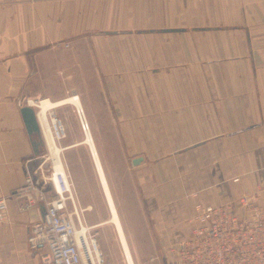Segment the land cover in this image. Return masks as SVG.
Masks as SVG:
<instances>
[{"label": "crops", "instance_id": "1", "mask_svg": "<svg viewBox=\"0 0 264 264\" xmlns=\"http://www.w3.org/2000/svg\"><path fill=\"white\" fill-rule=\"evenodd\" d=\"M70 92L128 148L163 236L197 202L264 208V0H0V264H44L46 206L16 198L38 155L21 108Z\"/></svg>", "mask_w": 264, "mask_h": 264}, {"label": "built area", "instance_id": "2", "mask_svg": "<svg viewBox=\"0 0 264 264\" xmlns=\"http://www.w3.org/2000/svg\"><path fill=\"white\" fill-rule=\"evenodd\" d=\"M52 109L48 113L52 131L60 140L66 125ZM78 114L86 133L90 122L82 109L78 108ZM50 158L49 152L39 153L16 192L22 211L39 202L46 206L42 218L30 226L29 245L32 249L45 248L44 264H103V254L87 228L81 233L84 224L74 200L71 176L66 167L60 170L53 158L49 164ZM259 197L256 191L243 193L235 201L197 202L188 218L189 230L177 229L175 235L167 237L172 241L169 252L174 255V264H264V208ZM7 212V199L1 197L0 221L7 218Z\"/></svg>", "mask_w": 264, "mask_h": 264}, {"label": "rangeland", "instance_id": "3", "mask_svg": "<svg viewBox=\"0 0 264 264\" xmlns=\"http://www.w3.org/2000/svg\"><path fill=\"white\" fill-rule=\"evenodd\" d=\"M75 93L70 92L66 97L77 96L78 93ZM77 106L75 101H70L60 107L50 108L63 118L66 125L65 136L56 141L62 147L61 159L73 182L74 200L83 224L87 226V234L90 239L97 240L103 254V264H128L117 228L111 221V211L92 149L89 143L81 142L87 133L82 129ZM90 127L96 140L91 122ZM97 133L99 136L96 144L136 264H174V255L169 252L172 242L168 241L170 236L167 238V235H162L169 228L157 225L158 214L151 211L142 193L136 169L128 157V148L117 145L116 132ZM77 142L81 143L75 144ZM45 144L40 153L49 152L52 157L51 150ZM51 160L52 158L48 159L49 164ZM189 227L187 221L179 229L188 231Z\"/></svg>", "mask_w": 264, "mask_h": 264}, {"label": "bare ground", "instance_id": "4", "mask_svg": "<svg viewBox=\"0 0 264 264\" xmlns=\"http://www.w3.org/2000/svg\"><path fill=\"white\" fill-rule=\"evenodd\" d=\"M76 94V93H75ZM76 97V99H75ZM70 101H75L78 104V108L82 109V111L85 113V109L83 108V104L79 98V95L77 96H71V97H65L59 100H52L48 97H44L41 98L40 100H38V105H37V115H38V120L40 122V126L42 129V135L44 138V141L46 143V145L49 147V149L52 152V158L54 160V162L56 163V165L58 166V168L60 170H63V167H65L64 162L61 159V149L62 147L57 143V139L55 138L53 131H52V126H51V122L48 116V110L52 107H56L59 105H62L66 102H70ZM36 102V101H35ZM82 104V105H81ZM87 118V115H86ZM88 119V118H87ZM89 121V120H88ZM90 124V123H89ZM91 127L86 131V137L83 141L81 142H87L89 143L91 149H92V153L94 155V160H95V164H96V168L100 177V181L111 211V221H113V223L115 224L118 234H119V238H120V242L124 251V254L126 256V259L128 261V264H136V261L134 259L133 253L131 251L119 212L117 210L116 204H115V200L111 191V187L105 172V168L93 135V132L90 130ZM81 142H77L75 144L81 143ZM72 145V144H71ZM65 148V147H64ZM87 228V226H84L82 228L81 233H84V230ZM86 235V234H85ZM94 243L97 244V240L94 239ZM98 252H101L100 248L98 249Z\"/></svg>", "mask_w": 264, "mask_h": 264}, {"label": "water", "instance_id": "5", "mask_svg": "<svg viewBox=\"0 0 264 264\" xmlns=\"http://www.w3.org/2000/svg\"><path fill=\"white\" fill-rule=\"evenodd\" d=\"M22 115L24 118L25 126L28 133L32 136V143L34 146V151L39 154L41 152V148L44 144L42 131L40 127V123L38 120V115L35 107L28 103L24 104L21 108ZM142 160V156H137L133 159L135 164L139 163ZM46 211V208L43 212V215Z\"/></svg>", "mask_w": 264, "mask_h": 264}]
</instances>
